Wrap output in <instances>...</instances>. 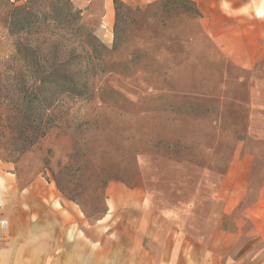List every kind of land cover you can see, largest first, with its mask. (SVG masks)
Here are the masks:
<instances>
[{"label": "rangeland", "instance_id": "1", "mask_svg": "<svg viewBox=\"0 0 264 264\" xmlns=\"http://www.w3.org/2000/svg\"><path fill=\"white\" fill-rule=\"evenodd\" d=\"M120 1L71 0L109 51L89 62V98L44 112L42 138L20 139L37 78L3 74L17 38L0 24V264H62L60 219L77 254L67 264L125 248L130 264H264V72L231 64L178 1ZM237 153L253 158L251 190L226 210Z\"/></svg>", "mask_w": 264, "mask_h": 264}, {"label": "trees", "instance_id": "2", "mask_svg": "<svg viewBox=\"0 0 264 264\" xmlns=\"http://www.w3.org/2000/svg\"><path fill=\"white\" fill-rule=\"evenodd\" d=\"M173 1L200 16L193 1ZM113 5L117 10L124 6L120 0H113ZM0 9H6L0 20L2 28L8 36L17 38L10 57L12 65L3 74L15 75L25 67L37 78L30 93L25 90L24 95L29 97L21 117L25 123L19 125L18 133L22 135L20 139L42 138L54 127L43 120L44 112L64 96L89 98L92 86L88 81L94 76L93 63L89 62L100 60L109 50L82 24L81 12L71 0H25L21 4L0 0ZM32 144L27 141L20 146L27 148Z\"/></svg>", "mask_w": 264, "mask_h": 264}, {"label": "crops", "instance_id": "3", "mask_svg": "<svg viewBox=\"0 0 264 264\" xmlns=\"http://www.w3.org/2000/svg\"><path fill=\"white\" fill-rule=\"evenodd\" d=\"M123 1L130 4L136 1L146 3L155 0ZM191 1L197 4L199 9L200 16L198 19L204 34L211 39L213 44L231 64L244 70H253L255 67H259L264 72V0ZM234 156L226 174V178H228L227 193L225 195V199H227L226 210H232L243 203L247 199V193L251 190L248 181L252 172L253 158L247 154H244L241 158L238 153ZM257 190L259 194L257 195L254 207L256 211L264 209V200L260 193L264 189L263 187H259ZM1 203L0 206H2ZM39 206L45 207L46 214L50 213L56 216V213H58L56 207L53 205H48L47 207L40 202ZM21 218L26 222L28 217L24 213ZM2 220H5L7 226L5 228L0 227V229L6 231L9 229L10 223L7 219ZM65 228L64 220L60 219L56 232L59 233L58 237L61 239L58 253H61L62 264H67V258L72 257L76 259L77 256L74 250L75 246H66V243L71 238L67 236ZM29 248L31 247L29 246ZM50 248L52 250V247ZM131 256L134 259L136 258L134 250L125 248L122 254L118 252L117 254H113L110 259L106 258L103 264H130Z\"/></svg>", "mask_w": 264, "mask_h": 264}, {"label": "built area", "instance_id": "4", "mask_svg": "<svg viewBox=\"0 0 264 264\" xmlns=\"http://www.w3.org/2000/svg\"><path fill=\"white\" fill-rule=\"evenodd\" d=\"M6 226H7V223L5 222V220H0V227L5 228Z\"/></svg>", "mask_w": 264, "mask_h": 264}]
</instances>
